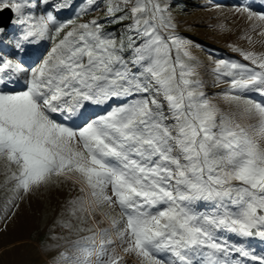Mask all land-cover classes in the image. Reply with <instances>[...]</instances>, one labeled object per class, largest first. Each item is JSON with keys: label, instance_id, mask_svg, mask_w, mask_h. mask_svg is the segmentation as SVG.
<instances>
[{"label": "snow or ice", "instance_id": "obj_1", "mask_svg": "<svg viewBox=\"0 0 264 264\" xmlns=\"http://www.w3.org/2000/svg\"><path fill=\"white\" fill-rule=\"evenodd\" d=\"M41 3L46 15L37 16ZM106 5L104 22L57 23L48 9L66 3L0 0V12L21 26L17 49L53 41L36 67L0 57V159L19 170L11 176L18 190L63 177L80 185L84 195L73 203L86 218L110 221L72 241L58 264H120L127 255L138 264H241L233 253L264 264L217 236L264 240V104L226 96L254 121L245 126L209 102L165 0ZM92 6L98 0H86L81 13ZM235 11L259 21L264 37V14ZM111 25H122L119 36ZM241 55L255 67L218 61L213 74L230 78L233 91L264 96V53ZM20 77L25 89L11 90ZM86 103L110 110L78 128L52 115L84 119Z\"/></svg>", "mask_w": 264, "mask_h": 264}, {"label": "rangeland", "instance_id": "obj_2", "mask_svg": "<svg viewBox=\"0 0 264 264\" xmlns=\"http://www.w3.org/2000/svg\"><path fill=\"white\" fill-rule=\"evenodd\" d=\"M104 1L106 3V0ZM35 2L36 0H33V3ZM53 2L68 5L59 10L54 8L55 18H65L57 20V23H66L69 20L82 23L93 18L99 20L106 17V4L99 10L82 14L81 4L85 5L86 0H53ZM165 2L170 5L169 12L175 24V34L190 42L187 44V50L195 60L189 63L196 70L193 79L203 82L206 98L222 113H235L237 122L241 125L254 123L245 118L242 107H238L237 102L226 96L239 94L245 99H252L262 104H264V96L255 92L243 93L231 90L229 83L224 82L230 78L223 77L217 81L213 68L218 61L255 67L244 59L241 52L264 53V37L259 35L262 30L260 22L249 21L246 14L237 13L235 9L250 7L253 11L264 14V0H165ZM45 7L47 6L39 4L33 10L35 15H46ZM48 10L50 11V8ZM14 19L13 14L9 28L16 27L15 35L18 38L21 26L14 24ZM254 25L255 30H253ZM121 28L119 27V30ZM68 30L70 27L64 31ZM247 37H251V42ZM52 46L53 41L45 38L35 43L24 44V50L20 51L9 40L4 39L3 34L0 35V57L11 58L28 68L38 66ZM25 87L23 77L10 85L13 91L24 90ZM119 103V101L111 103V107ZM102 109L108 111L110 106L86 103L81 109L84 119L77 116L69 120L64 119L63 116L52 115L59 122L78 128L83 126L87 119L99 116L101 114L99 111ZM105 113L106 111L101 115ZM18 171L15 166H9L5 160L0 159V264H58L60 252L68 249L72 241L110 228L109 220L97 216L96 222H93L78 210V205H74L73 202L84 195L79 184L63 177H52L46 183L31 186L29 191L24 192L16 188V181L11 178L12 173ZM199 210L208 209L201 207ZM113 216L120 219L118 210ZM217 236L244 248L253 255L264 256V240L259 237H240L226 231L218 232ZM120 252L118 248L117 253ZM232 259L240 261L241 264H256L238 253H233ZM120 264H138V260L134 255H127Z\"/></svg>", "mask_w": 264, "mask_h": 264}, {"label": "trees", "instance_id": "obj_3", "mask_svg": "<svg viewBox=\"0 0 264 264\" xmlns=\"http://www.w3.org/2000/svg\"><path fill=\"white\" fill-rule=\"evenodd\" d=\"M98 3H99V8H96L95 6H92L93 7V9L94 10H90V11H96V10H99L100 8H102L106 3H105V1L104 0H98ZM104 3V4H103ZM84 4H86V2L84 3ZM84 7V5H82L81 4V7ZM54 10V7H50V11H52V12H54L53 11ZM123 13H117V16H120V15H122ZM65 18L64 17H58V18H56V20H64ZM106 19H108L107 17H104V18H100L99 20L101 21V22H104ZM124 22H128V21H124ZM129 23V22H128ZM121 28L122 26L121 25H111V26H109V28L107 29V30H109V31H112V30H116V34H117V36H119L120 35V31H119V27ZM16 36H13L11 39H10V42L12 43V44H15V41H16ZM232 60H233V58H232ZM240 62V61H239ZM245 65V64H244Z\"/></svg>", "mask_w": 264, "mask_h": 264}, {"label": "water", "instance_id": "obj_4", "mask_svg": "<svg viewBox=\"0 0 264 264\" xmlns=\"http://www.w3.org/2000/svg\"><path fill=\"white\" fill-rule=\"evenodd\" d=\"M13 18V13L10 10H4L0 12V20H4L3 22L0 21V28H8L11 20Z\"/></svg>", "mask_w": 264, "mask_h": 264}, {"label": "bare ground", "instance_id": "obj_5", "mask_svg": "<svg viewBox=\"0 0 264 264\" xmlns=\"http://www.w3.org/2000/svg\"><path fill=\"white\" fill-rule=\"evenodd\" d=\"M111 103H114V102H111ZM106 107V106H105ZM105 111H107L106 109H102V110H100L99 112L101 113V114H103ZM100 114V115H101ZM57 116H61L60 114H56Z\"/></svg>", "mask_w": 264, "mask_h": 264}]
</instances>
